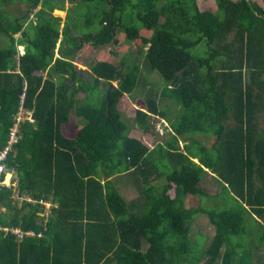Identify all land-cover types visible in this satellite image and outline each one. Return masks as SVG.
<instances>
[{
	"label": "trees",
	"instance_id": "1",
	"mask_svg": "<svg viewBox=\"0 0 264 264\" xmlns=\"http://www.w3.org/2000/svg\"><path fill=\"white\" fill-rule=\"evenodd\" d=\"M66 1L0 0V34L10 40L0 46V148L25 92L34 120L20 123L8 163L21 195L53 202L43 213L40 202L1 188L0 224L41 235L0 230V264H264V0H216V10L198 0H68L61 29L54 10ZM120 28L140 51L94 62L90 77L77 67L84 44L120 45ZM203 44L204 54L193 52ZM155 70L164 85L149 78ZM141 86L131 123L127 102ZM158 119L166 132L156 130ZM133 127L155 129L158 140L149 146ZM121 175L136 197L119 189ZM209 178L233 208L186 203L213 195ZM199 214L215 227L201 247L192 237ZM250 223L255 232L245 241Z\"/></svg>",
	"mask_w": 264,
	"mask_h": 264
},
{
	"label": "rangeland",
	"instance_id": "2",
	"mask_svg": "<svg viewBox=\"0 0 264 264\" xmlns=\"http://www.w3.org/2000/svg\"><path fill=\"white\" fill-rule=\"evenodd\" d=\"M198 3H199V7L203 10L208 9V8H212L215 10L217 9L216 0H198ZM259 3H260V5L264 6L263 1H259ZM13 6H14L13 4L12 5L9 4L3 8V10L10 11L9 14H6V16L9 18L14 17L13 16L14 15V12H13L14 7ZM22 7H24V6L22 5ZM58 13H63V12H58ZM76 19H78V18H76ZM80 26H82V25H80ZM83 30L85 32L88 29H87V27H83ZM143 32L146 33L147 35H149L151 33L150 30L148 31L146 29ZM118 35H119L120 46L114 45L112 43L111 45H106L103 47V49L104 48L106 49L105 50L106 52H103V49L100 50V48L98 50H96L94 48L92 50V48H90V50L88 49V50L84 51L81 55L77 54L76 56H78V58L79 57L83 58L84 63L87 62V60L90 62L93 59V61L96 62L97 60H100L102 58H106V60H107L109 58L112 59V57H113V60L118 62L119 59L124 55V53L130 51V49L131 50L136 49L137 51H140L137 48V45L135 44V42L132 40H129L126 37L125 29L120 28L118 31ZM9 44H10L9 38L7 36L5 37V36L0 34V46H8ZM203 49H206L205 44L200 45L198 48L193 49V52L204 54V52L202 51ZM90 51H94L95 55L91 54ZM113 51L117 52V54L114 55L115 57L112 56ZM139 54L140 55H138V56L140 57V59H139L140 63H142V65H145V61H146L145 60V57H146L145 54H142L141 52ZM146 63L149 65L148 61H146ZM149 78L151 79V81H154V82L157 81L159 78V81L157 83L160 86L165 84L164 78L162 77V75L157 70L150 73ZM89 81H92V80L89 79ZM91 83L94 84L93 81ZM114 83L117 84V81H114ZM146 88H147V86H146ZM146 88H145V86H141V91H136L134 94L130 95V101L129 102H127L126 100H122L123 106H124L125 102L128 103L127 104L128 109L126 110V117L131 123H134L133 119L135 116L137 106L139 107L141 105L142 99L145 98V91H146L145 89ZM92 93H93V95L97 94L95 91L94 92L92 91ZM96 98H97V95L95 96V99ZM161 103L164 105L167 104L168 99H164V100L161 99ZM83 120L84 119L82 118V121ZM167 123L168 122L163 120V119H160V120L158 119L156 121V130L159 131L160 133L166 132L167 129L165 128V126H167ZM130 134L132 136H136L138 138H141L149 146H153L156 143V141L158 140V136L155 134V129L152 130L150 133H146V132L142 131L141 129H137L136 127H133ZM120 179H121V182L119 184V189L123 192V194L128 199H132L139 194V191L137 190L136 186L133 183L130 184V182H128V180H126L125 175H121ZM206 182L204 183V187L210 193H213V195H203V196L202 195H189L187 198V201H186V203L188 205H190V204L191 205L192 204L199 205L200 204V205H203L207 208L220 210V209L231 207L232 205L235 204L234 199H232L230 196H228L226 194V191L223 192V190H224L222 188L223 185L219 186L215 180L212 181V178H209L208 181H206ZM218 188H219V190H218ZM250 224L252 226L251 231L248 234H244V235L240 236L245 241H248L249 239H253L251 236L254 234L255 228L253 227V223H250ZM214 232H215V227L211 224L209 216L207 214H199L198 216H196V219H195V222L193 225V229H192V237L194 238L193 241L196 243L197 246L201 247L206 242H209V241L211 242ZM206 245H207V243H206ZM262 255H263V253H262Z\"/></svg>",
	"mask_w": 264,
	"mask_h": 264
},
{
	"label": "built area",
	"instance_id": "3",
	"mask_svg": "<svg viewBox=\"0 0 264 264\" xmlns=\"http://www.w3.org/2000/svg\"><path fill=\"white\" fill-rule=\"evenodd\" d=\"M24 52V51H22ZM25 97L26 93L23 92L21 94V106L20 109L18 110L16 114V122L15 124L11 127L10 134L8 141L6 145L2 148H0V190L3 186H10L13 187L14 190V198L18 200H27V201H35V202H40L41 204L46 206V212L43 211V213H48L51 210V207L53 205V202L47 201L45 199H40V200H34L31 196L23 194L21 195L17 189V186L19 184V178L17 175V171L14 167L10 166L8 163V157L11 151H13L15 143H17L19 139V126L20 123L24 120H30L33 121V112L32 110H29L24 106L25 102ZM168 125V123H167ZM0 230H3L5 232H12L17 235L19 238H24L25 236H36V235H41V232H36L33 229H28L24 230L19 227H12V226H3L0 224Z\"/></svg>",
	"mask_w": 264,
	"mask_h": 264
},
{
	"label": "crops",
	"instance_id": "4",
	"mask_svg": "<svg viewBox=\"0 0 264 264\" xmlns=\"http://www.w3.org/2000/svg\"><path fill=\"white\" fill-rule=\"evenodd\" d=\"M65 5H66V7H65V9H55L54 10V14L55 15H58V16H60L61 17V29H63L64 28V26H65V24L66 23H68V21L70 20L69 19V7H71V6H73V4L70 2V1H66L65 2ZM58 12H63V13H58ZM34 18V16H33V14H31L30 15V17H29V20H31V19H33ZM75 34H79V32H77V31H75ZM21 36V33L20 32H18L17 34H16V37H20ZM118 37H119V35H118ZM120 43V42H119ZM108 45H111V44H108ZM114 45H117V44H115L114 43ZM120 46V45H119ZM103 47L104 46H97V47H95L94 45H92L91 43H86V44H84V46L78 51V55L80 54H82L84 51H86V50H90V48H92V50H93V48L94 49H96V50H98L99 48H100V50L101 49H103ZM19 49H20V51L22 52V51H25V45H22V44H20L19 45ZM106 49L104 48L103 49V52H106L105 51ZM64 52H65V48H61L60 47V43H58V47H57V49H56V56H61V54H64ZM90 53L91 54H93V55H95V52L94 51H90ZM117 52L116 51H113L112 52V56H114L115 54H116ZM111 56V57H112ZM115 57V56H114ZM103 59H106V58H102V59H100V60H103ZM111 58H109V59H107V60H110ZM97 61H99V60H97ZM111 61H114V62H116L115 60H113V57H112V59H111ZM75 64L77 65V67L80 69V70H84L86 73H87V75L88 76H90V71H91V65L94 63V61H93V59H92V61H88L87 60V62H85L84 63V59L83 58H78V56H76V58H75ZM81 96V95H80ZM82 96H83V94H82ZM139 107H141V106H139ZM138 106H137V108H139ZM75 116H73V119H72V122L73 123H81L82 122V120H80V119H76V118H74ZM82 124V123H81Z\"/></svg>",
	"mask_w": 264,
	"mask_h": 264
},
{
	"label": "bare ground",
	"instance_id": "5",
	"mask_svg": "<svg viewBox=\"0 0 264 264\" xmlns=\"http://www.w3.org/2000/svg\"><path fill=\"white\" fill-rule=\"evenodd\" d=\"M254 7V6H253ZM249 11V10H248ZM259 12V11H258ZM250 14H251V12H250ZM254 14V13H253ZM218 15V14H217ZM255 15V14H254ZM248 16V15H247ZM252 16V15H251ZM249 17V16H248ZM239 19V18H238ZM255 19V18H254ZM242 21V20H241ZM254 22V21H253ZM240 23V22H239ZM243 23V22H242ZM236 25V24H235ZM246 25H247V23H246ZM244 31V30H243ZM247 38H248V36H247ZM251 39V38H250ZM127 45V44H126ZM133 52V51H132ZM231 53V52H230ZM213 54V53H212ZM46 55V54H45ZM37 56V55H36ZM232 62V61H231ZM18 65V64H17ZM23 65V64H22ZM243 65V64H242ZM241 73V72H240ZM51 75V74H50ZM73 75V74H72ZM201 76V75H200ZM78 80H80V79H78ZM82 84V83H81ZM83 86V85H82ZM59 91V90H58ZM141 101V100H140ZM134 116V115H133ZM170 123V122H169ZM196 134V133H195ZM139 136V135H138ZM198 136V135H197ZM162 145V144H161ZM160 147V146H159ZM155 148V147H154ZM152 149V148H151ZM159 149V148H158ZM161 149H162V147H161ZM153 150V149H152ZM157 150V149H156ZM158 151V150H157ZM162 152V151H161ZM156 159V158H155ZM254 161V160H253ZM255 165V164H254ZM171 170V169H170ZM245 174V173H244ZM252 175V174H251ZM85 180V179H84ZM107 183V182H106ZM105 183V184H106ZM207 183V182H206ZM107 185V184H106ZM20 187V186H19ZM225 187V186H224ZM23 188V187H22ZM223 188V187H222ZM20 192V191H19ZM230 193V192H229ZM65 195V194H64ZM69 195V194H68ZM203 196V195H202ZM222 196V195H221ZM232 196V195H231ZM120 197V196H119ZM256 197V196H255ZM65 199V198H64ZM122 199V198H121ZM256 200V199H255ZM24 201V200H23ZM232 201V200H231ZM262 201V200H261ZM59 202V201H58ZM235 203V202H234ZM5 204V203H4ZM60 208V207H59ZM66 208V207H65ZM231 208H233V207H231ZM233 210V209H232ZM236 210V209H235ZM255 211V210H254ZM64 213H66V212H64ZM122 215V214H121ZM123 216V215H122ZM64 217V216H63ZM58 218V217H57ZM66 218V217H65ZM125 218V217H124ZM119 219V218H118ZM62 221V220H61ZM66 223V222H65ZM118 225V224H117ZM167 225V224H166ZM170 228V227H169ZM167 229V228H166ZM78 230V229H77ZM102 230V229H101ZM47 231V230H46ZM86 233H88V232H86ZM180 234V233H179ZM81 235V234H80ZM123 235V234H122ZM175 235H177V234H175ZM12 236H13V234H12ZM108 237H109V235H108ZM122 237V236H121ZM176 237V236H175ZM180 237H181V235H180ZM116 238V237H115ZM171 238H173V237H171ZM168 239V238H167ZM176 239H177V237H176ZM182 239V238H181ZM184 239V238H183ZM105 240V239H104ZM110 241V240H109ZM178 241H179V239H178ZM177 241V242H178ZM183 241V240H182ZM187 241V240H186ZM186 241H185V243H186ZM173 242V241H172ZM180 242V241H179ZM213 257V256H212ZM161 259V258H160ZM173 259V258H172ZM240 259V258H239ZM174 260V259H173ZM173 263V262H172ZM176 264V263H175Z\"/></svg>",
	"mask_w": 264,
	"mask_h": 264
},
{
	"label": "clouds",
	"instance_id": "6",
	"mask_svg": "<svg viewBox=\"0 0 264 264\" xmlns=\"http://www.w3.org/2000/svg\"><path fill=\"white\" fill-rule=\"evenodd\" d=\"M21 53H23V52H21ZM115 84V83H114ZM163 120H165V119H163ZM166 121V120H165Z\"/></svg>",
	"mask_w": 264,
	"mask_h": 264
},
{
	"label": "water",
	"instance_id": "7",
	"mask_svg": "<svg viewBox=\"0 0 264 264\" xmlns=\"http://www.w3.org/2000/svg\"><path fill=\"white\" fill-rule=\"evenodd\" d=\"M113 85H115V84H113Z\"/></svg>",
	"mask_w": 264,
	"mask_h": 264
}]
</instances>
